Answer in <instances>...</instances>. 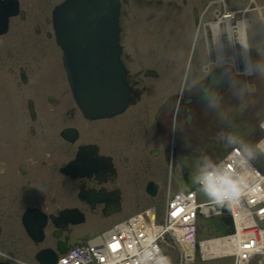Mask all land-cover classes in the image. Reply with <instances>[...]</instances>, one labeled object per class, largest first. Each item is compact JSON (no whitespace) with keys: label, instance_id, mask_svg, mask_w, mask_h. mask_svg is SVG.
<instances>
[{"label":"flooded vegetation","instance_id":"af4514ba","mask_svg":"<svg viewBox=\"0 0 264 264\" xmlns=\"http://www.w3.org/2000/svg\"><path fill=\"white\" fill-rule=\"evenodd\" d=\"M52 92L54 98L46 96L40 101L53 113L51 119L27 136L22 132L6 141L0 138V245L19 234L16 215L20 203L30 200L45 208L58 200L77 201L78 186L91 183L98 187L100 180L107 188L120 186L121 175L133 165H141L144 159L156 158L160 152L158 121L144 105L129 106L117 121L114 116L87 120L76 114L67 99L66 87H54ZM67 121L76 128L73 141L62 138L57 127ZM77 143L92 144L96 154L107 156L116 170L113 178L112 171L75 179L59 173L57 165L68 158Z\"/></svg>","mask_w":264,"mask_h":264},{"label":"rangeland","instance_id":"374dc122","mask_svg":"<svg viewBox=\"0 0 264 264\" xmlns=\"http://www.w3.org/2000/svg\"><path fill=\"white\" fill-rule=\"evenodd\" d=\"M57 0H20L21 7L25 10L26 18L25 20L19 21V18H14L11 21L10 30L5 37H0V60L4 62L2 67L3 75L0 74V90L2 88L11 91L13 89H23L19 94L18 98L14 99V104L18 108V114H21V104L22 96H34L35 98H40L44 91L52 90L54 87H65V81L63 79L62 70L57 59H59V52L57 47H55L54 42L51 38H46L43 30L45 29V15L48 12V8L55 3ZM123 12H122V23L125 32L124 41L129 45V49L133 54V65L137 67L138 65H155L158 63V68L160 73L158 77H147L144 79L146 83L145 87H177L180 84L179 78L185 76V66L188 62L190 55L189 49L191 50L193 43L196 41L195 34L197 29L192 27L190 14L191 8L195 7L202 11L205 7V3L208 0H170L173 4L182 2L181 7L171 8L167 5L162 7H151L145 8L141 7L139 4L132 0H124ZM227 6L229 8H236L240 4L237 3V0H227ZM260 2V0H257ZM165 3V2H164ZM243 4H245L243 2ZM133 5V6H132ZM213 8L218 7V3L212 4ZM211 7V9H213ZM211 11H204V18L211 16ZM255 16V15H254ZM262 22L255 27V33L258 35L256 39L255 33L248 34L252 36V40H256V43L259 53L260 60L264 63V12L261 14ZM187 18L190 22V26L186 24ZM256 18V16H255ZM259 21V19H258ZM18 23V24H17ZM20 24V25H19ZM35 26L41 28L40 34H36L33 31ZM189 27V28H188ZM247 29L251 32L250 26ZM16 30V33L14 32ZM183 30V33H182ZM24 34H19L24 39H32L34 43L40 44L44 48L40 56L34 58L32 55L29 56L28 53H20L11 48H13V41L16 38L18 32ZM184 36H188V39H185ZM12 39V40H11ZM152 39V40H151ZM15 41H17L15 39ZM262 41V42H261ZM144 43L146 46L143 50V53H140L137 49H140L138 43ZM152 49L150 48V44ZM157 45L158 49L153 48V44ZM8 47V50L7 48ZM194 54L195 58L191 61V66L189 68V80L196 79L197 77L203 75V66L200 62H204L203 50L204 47L202 44L194 45ZM155 51V53H154ZM19 56L17 55V53ZM16 53V55H14ZM30 53V52H29ZM32 54V53H31ZM24 66L28 74V78L25 83L17 84L18 76L17 70L19 66ZM264 74V69L262 70ZM187 78V77H186ZM28 93H30L28 95ZM2 94V93H1ZM158 99V95L155 94L148 101L155 102ZM21 117V116H20ZM161 170L159 173L156 172L158 181H162L164 178V168L166 165L158 166ZM147 175V176H146ZM151 176L145 173V177H140L139 182H135L136 186L129 187L130 193H132L134 198V205L140 206L146 204L147 202H158L161 200L160 196L155 199L146 198L142 195V187L145 179L150 178ZM190 181V180H189ZM191 182H183L182 186L190 185ZM177 186V183L174 182L173 186ZM132 199V198H131ZM130 198L126 199L124 206L126 207V213L132 211L133 203L129 202ZM132 203V204H131ZM23 207V205H22ZM134 207V208H135ZM123 212V213H124ZM122 213H119L116 218H121ZM212 222V220H209ZM207 223L202 222L200 224L199 234L204 235L211 233L214 230L207 227ZM101 228L97 226H88L81 228L78 232V235L75 236L77 240L82 238H87L95 233H97ZM34 247H27L26 249H21L16 253L19 257H22L26 260H31V255ZM5 253V249H3ZM8 253V252H6ZM227 260V259H225Z\"/></svg>","mask_w":264,"mask_h":264},{"label":"bare ground","instance_id":"6f19581e","mask_svg":"<svg viewBox=\"0 0 264 264\" xmlns=\"http://www.w3.org/2000/svg\"><path fill=\"white\" fill-rule=\"evenodd\" d=\"M252 2V1H251ZM143 7V6H142ZM151 7H153V6H145V8H151ZM51 9V8H50ZM49 9V10H50ZM48 10V11H49ZM50 15V14H49ZM196 16H197V14H196ZM228 16H230V15H228ZM198 17V16H197ZM227 18V15H225V16H223V19L225 20ZM243 18L244 19H247L246 18V16H243ZM248 21H250L251 19H247ZM50 21V20H49ZM51 22V21H50ZM50 22H48V23H50ZM211 25V28H212V31H213V35H214V40H215V46H216V49L218 48V28H217V24L216 23H213V24H210ZM245 25H246V23L244 22V21H242L241 23H237L236 24V26H235V29H233V30H235L236 31V33H237V36H238V40H240V42L242 43H246V45H247V40H246V37H247V34H250L251 32H253V31H247V32H245ZM227 26V25H226ZM227 30L228 31H226V34L228 35V38H230L231 36V28L229 27V26H227ZM252 34V33H251ZM32 39L33 38H31V39H27V41H26V39L25 40H23L22 39V41L24 42L23 44H21V46L20 47H17L16 49H18V51H20V52H30V53H34V54H32V55H38L39 53V51H41V46H40V44H38V43H34V41H32ZM152 40V39H151ZM150 45V48L152 49V45H151V43H149ZM141 45H143V46H145L144 45V43H141ZM153 48H156V49H158V47L157 46H154ZM247 48H248V45H247V47L245 48V47H242V49H243V52H244V56L247 58ZM15 49V48H14ZM153 50V49H152ZM139 52H140V49L138 50ZM141 53V52H140ZM154 53H155V51H154ZM216 56H219L218 55V53H217V55ZM216 62H217V60H216ZM30 109H31V111H32V113L34 114V117L33 118H35L36 117V111H35V105H34V103H32L31 105H29L28 106ZM25 111V110H24ZM32 113H29V114H32ZM23 121H25V120H23ZM241 223H242V221H241V219H238L237 221H236V223H234L233 224V228L235 229V228H239L240 227V225H241ZM250 226V225H249ZM248 226V227H249ZM247 238V237H246ZM251 236L249 235V237H248V239H242V240H244L243 242L244 243H250L251 241ZM257 238V237H256ZM240 239V240H241ZM256 240V242H258L257 241V239H255ZM262 244V243H261ZM215 245V244H214ZM214 245H212L211 246V249L212 250H215V249H217V247L216 246H214ZM249 250V249H248ZM153 252H154V250L151 248V249H148L147 250V254H150L151 255V257H152V259H155V258H158L155 254H153ZM226 252V251H225Z\"/></svg>","mask_w":264,"mask_h":264},{"label":"clouds","instance_id":"9594fccd","mask_svg":"<svg viewBox=\"0 0 264 264\" xmlns=\"http://www.w3.org/2000/svg\"><path fill=\"white\" fill-rule=\"evenodd\" d=\"M242 47H247L246 43H241ZM257 65L249 62L246 64L242 69H237L235 75L231 76V86L234 88L236 94L243 95L245 91H250V85L247 82L240 81L238 79L239 75L241 74H248L251 75L257 69ZM227 72V69H225ZM221 101V95L217 88L208 87L207 91V102L210 107H218ZM209 179V184L212 183L211 178Z\"/></svg>","mask_w":264,"mask_h":264},{"label":"water","instance_id":"95a60500","mask_svg":"<svg viewBox=\"0 0 264 264\" xmlns=\"http://www.w3.org/2000/svg\"><path fill=\"white\" fill-rule=\"evenodd\" d=\"M96 2H98L97 0H95ZM77 18V17H76ZM75 18V19H76ZM102 18H104V17H102ZM101 19V18H100ZM84 60H82L81 59V57H80V59H79V57H78V59H77V65L81 68V67H84V62H83ZM91 65H92V63H91ZM82 76H84V74L82 75ZM81 84V87H82V90H84V91H88L89 90V88H90V81H88L87 79H84V81H82V83H80V82H78V86Z\"/></svg>","mask_w":264,"mask_h":264}]
</instances>
